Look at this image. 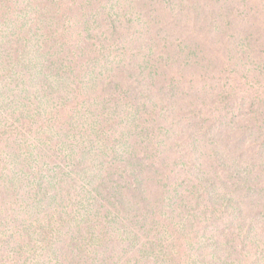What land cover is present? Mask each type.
<instances>
[{
	"label": "rangeland",
	"instance_id": "1",
	"mask_svg": "<svg viewBox=\"0 0 264 264\" xmlns=\"http://www.w3.org/2000/svg\"><path fill=\"white\" fill-rule=\"evenodd\" d=\"M13 99L0 264H264V0H0Z\"/></svg>",
	"mask_w": 264,
	"mask_h": 264
},
{
	"label": "trees",
	"instance_id": "2",
	"mask_svg": "<svg viewBox=\"0 0 264 264\" xmlns=\"http://www.w3.org/2000/svg\"><path fill=\"white\" fill-rule=\"evenodd\" d=\"M73 53V52H72ZM110 81L109 82H112V79L113 77L110 76ZM99 81H102V78L99 79ZM92 82V81H91ZM91 82H89V87L91 86ZM86 84L87 83H84L82 82V80H80L74 87V89H85L86 87ZM102 84V83H100ZM72 89V85L68 86V90H71ZM106 90V88L104 87V91ZM75 92L72 90V95L74 94ZM95 95H96V91L93 92ZM108 99H105V103L108 105L109 103L107 102ZM73 101L75 103V107H74V110L73 112L71 113V116L70 117H73L74 116V113H75V116H79L80 115V108H82V102L79 101V98L78 97H73ZM87 104L91 103V102H86ZM79 105L80 108L78 107ZM23 107L21 106V104H17V102H15V100H10L7 104L4 103V105H2L0 107V136L4 135L6 132H7V129L11 128L10 126H8V119H12L16 116H18V113H15V112H18L22 109ZM3 109H5L4 111H2ZM11 109L13 110V113L12 115L10 116L9 113H8V110ZM24 109H22L21 113H20V119H16V120H19V121H23V127H27L26 124H25V120L28 121L29 120V114L23 112ZM105 111V113L102 111V110H99V106H97L95 112L98 114L99 118L101 116H104L108 111H106L105 109H103ZM15 111V112H14ZM4 113V114H2ZM58 115V114H57ZM7 116V117H6ZM10 116V117H8ZM7 118V122H4L5 119ZM56 118H59V117H49V119L46 121L47 124L49 123H53L54 121H56ZM98 118V119H99ZM74 122V121H73ZM109 120H106L105 123L106 125H103L101 126L100 128L97 129V134L102 138L104 139L105 136H107V141L111 142L112 143V150H114L115 152L116 151H121V144L119 145V138L122 139V142H123V145H126L127 142H128V139L126 137H124V133H120L119 129H117V127L119 128L120 127V124L122 123H118V122H115L113 125L110 126L109 124ZM55 124H58L59 125V128H65L62 123H55ZM53 124V125H55ZM96 125V123H95ZM113 139V141L111 140ZM105 140V139H104ZM62 152L64 153V155H66L67 157L70 156V152L73 151L72 149V145L70 144V141L68 140V143H64L62 142ZM27 143H25L24 145H19V154H18V157H17V160L14 161L13 163L11 164H4V165H1L0 167L3 169V170H14L17 163L19 162V160L21 161V164L23 165V160H25L27 158V155L24 154V151L25 149H27ZM115 156H113L114 158ZM103 156L102 157H99V159H97L98 162H100L102 160ZM123 158V157H122ZM115 163H117L116 160H118V158L116 159H112ZM118 162H120V160H118ZM21 173V172H19ZM15 174V172H14ZM24 180V178L22 179V181ZM142 196L144 194V189H141L140 192H139ZM146 195V193L144 194ZM146 198V197H145ZM142 201H145L142 199ZM155 206H157L155 204ZM163 207H158V209L160 210V214H161V209ZM152 209V208H150ZM149 209V215L147 214V211L148 209L145 210V216H150L152 217L153 215V212H151ZM12 210V207L8 208V206L4 209H2L1 213L2 215H4L2 217L3 221H4V226H5V230H1V231H4V235L3 234H0L4 239L5 237L7 236V242L11 245L12 244V241L16 238V235H19V234H13V229H14V215L12 212H10ZM14 212V211H13ZM262 212H264V207H262ZM1 215V216H2ZM160 216H158L159 218ZM29 229V227H28ZM31 239L35 240L34 237H31ZM5 242L2 238L0 239V245L1 243ZM163 246V245H162ZM4 247H8V245L6 246H0V248H4ZM164 247V246H163ZM19 252V251H17Z\"/></svg>",
	"mask_w": 264,
	"mask_h": 264
}]
</instances>
